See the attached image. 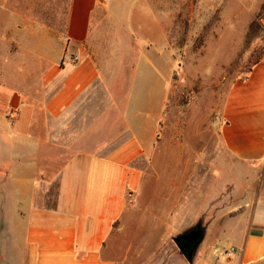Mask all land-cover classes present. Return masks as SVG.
I'll return each instance as SVG.
<instances>
[{
    "label": "crops",
    "instance_id": "obj_1",
    "mask_svg": "<svg viewBox=\"0 0 264 264\" xmlns=\"http://www.w3.org/2000/svg\"><path fill=\"white\" fill-rule=\"evenodd\" d=\"M131 1L0 0V264H177L197 156L215 179L233 180L234 163L264 171V58L228 91L213 146L159 148L171 69L154 44L169 26L153 10L136 22ZM175 150L196 163L159 175L155 153ZM241 189L221 210L249 219L231 263L264 264V194L249 205Z\"/></svg>",
    "mask_w": 264,
    "mask_h": 264
},
{
    "label": "rangeland",
    "instance_id": "obj_2",
    "mask_svg": "<svg viewBox=\"0 0 264 264\" xmlns=\"http://www.w3.org/2000/svg\"><path fill=\"white\" fill-rule=\"evenodd\" d=\"M131 2L134 12L132 17L136 22H145L146 12L149 18L150 11L153 10L152 22H163L162 24L169 26L168 43L154 44L155 48H160L159 51L164 56L163 62H169L171 69L157 146H180L197 150L213 146L216 141L215 132L219 130L216 124L220 125L221 111L228 91L236 81L246 77L256 62L264 58V39L255 34L247 35L249 24L255 19L264 0ZM147 20L149 22L150 18ZM213 122H216L215 126ZM161 152L155 153L154 160L159 175L162 173L161 165L164 161L177 163L183 158V163H196L194 151L185 155H178L177 150L167 155ZM197 157L202 166L200 171H195V165L187 172L192 182L186 189L192 192V199H187L183 205L182 213L185 216L180 219L178 226L185 232L201 223L205 229L204 238L191 261L178 256L176 263L230 264L236 259V240L242 237L249 219L236 218L237 213L231 214L233 218H224L221 216L225 213L221 210L231 206L236 208L243 203L246 197L239 195L242 191L241 185L247 186L250 200L248 204L252 205L256 192L264 194V171H253L234 163L237 169L232 172L233 180L225 177L215 179L211 170L204 167L209 163V156ZM218 157V166L226 165L230 168L231 162L227 160L228 156L224 152L220 151ZM232 187L234 196L230 197L226 193H230ZM144 190L143 183L139 210L145 209ZM166 190L159 182L157 195L161 198L162 191ZM169 190L172 191L173 188ZM196 191H200V194ZM171 243L175 244L173 241ZM231 248L235 249V253L228 257L226 252Z\"/></svg>",
    "mask_w": 264,
    "mask_h": 264
},
{
    "label": "water",
    "instance_id": "obj_3",
    "mask_svg": "<svg viewBox=\"0 0 264 264\" xmlns=\"http://www.w3.org/2000/svg\"><path fill=\"white\" fill-rule=\"evenodd\" d=\"M204 232L205 229L202 224L198 223L173 239L179 251L187 260L191 261L193 259L198 246L203 241Z\"/></svg>",
    "mask_w": 264,
    "mask_h": 264
},
{
    "label": "trees",
    "instance_id": "obj_4",
    "mask_svg": "<svg viewBox=\"0 0 264 264\" xmlns=\"http://www.w3.org/2000/svg\"><path fill=\"white\" fill-rule=\"evenodd\" d=\"M261 21H264V3L261 5L255 19L249 24L247 35L255 34L264 39V23ZM180 253L182 254V252Z\"/></svg>",
    "mask_w": 264,
    "mask_h": 264
},
{
    "label": "built area",
    "instance_id": "obj_5",
    "mask_svg": "<svg viewBox=\"0 0 264 264\" xmlns=\"http://www.w3.org/2000/svg\"><path fill=\"white\" fill-rule=\"evenodd\" d=\"M66 61L70 62V63H76L79 61V58H78V56H71V57L67 58ZM234 253H235L234 248H231L230 250H228V252H226L228 257L232 256Z\"/></svg>",
    "mask_w": 264,
    "mask_h": 264
}]
</instances>
